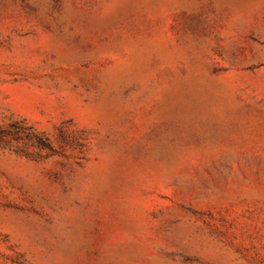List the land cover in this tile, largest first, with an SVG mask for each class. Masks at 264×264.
Segmentation results:
<instances>
[{
	"label": "rangeland",
	"instance_id": "rangeland-1",
	"mask_svg": "<svg viewBox=\"0 0 264 264\" xmlns=\"http://www.w3.org/2000/svg\"><path fill=\"white\" fill-rule=\"evenodd\" d=\"M0 264H264V0H0Z\"/></svg>",
	"mask_w": 264,
	"mask_h": 264
}]
</instances>
